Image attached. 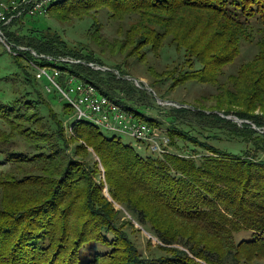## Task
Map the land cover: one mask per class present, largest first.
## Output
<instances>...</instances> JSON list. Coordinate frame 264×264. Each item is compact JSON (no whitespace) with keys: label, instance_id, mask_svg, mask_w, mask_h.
Instances as JSON below:
<instances>
[{"label":"trees","instance_id":"1","mask_svg":"<svg viewBox=\"0 0 264 264\" xmlns=\"http://www.w3.org/2000/svg\"><path fill=\"white\" fill-rule=\"evenodd\" d=\"M103 12L116 25L111 35L102 32ZM47 17L64 27L88 20L85 41L97 54L82 45L70 48L51 32L18 36L35 18L15 20L3 28L6 41L51 59L12 56L27 83L24 57L91 84L156 129L160 123L145 114L147 92L123 79L135 63L145 68L152 80L148 87L162 100L159 92L167 82L172 89L196 83L215 92L209 110L167 108L173 113L167 139L179 155L162 159L140 156L73 119L66 104V120L57 117L40 95L36 102L0 105V120L9 131H0V145H14L17 138L29 150H13L0 164V264L263 262L264 0H57ZM242 44H254L255 54L225 76L223 68L238 58ZM169 49L176 61L160 70L147 66V54L158 60L168 57ZM89 65L117 71L119 78ZM192 121L204 132H193ZM210 140L242 149L229 153ZM195 153L201 154L194 158ZM133 223L153 236L166 256L142 258L132 241L139 232ZM92 246L100 250L88 251Z\"/></svg>","mask_w":264,"mask_h":264},{"label":"rangeland","instance_id":"2","mask_svg":"<svg viewBox=\"0 0 264 264\" xmlns=\"http://www.w3.org/2000/svg\"><path fill=\"white\" fill-rule=\"evenodd\" d=\"M98 16H99L98 19H100L103 25L105 26V29L103 28L102 32H104L105 30L107 35L113 34L112 32L114 31L113 26L116 25L106 19L107 16L104 12L100 13V15ZM131 22H135V19L131 18ZM89 25L90 22L88 20H84L82 22H75L71 27H64L58 24L52 18L42 17V18H35L32 21L31 20L27 21L25 23V26L17 31V34L18 36H23L27 31L51 32L60 36V38L63 39L70 48L73 47L76 48L77 45H82L85 46V48L87 49H93L94 53L97 54L95 48L90 44H86L85 41V34ZM255 52H256V48L254 44H242L240 49V55L238 56V58L232 64L227 65L225 68H223L224 75L227 76L229 74L235 73L239 65L251 59V57L255 54ZM168 53H169L168 57L162 55L161 58L158 60H155L152 54H147V66L155 67L157 70H160L165 65L171 64L173 60L176 61V55L174 54V51L169 49ZM20 63H21L20 65L26 67L25 62L20 60ZM135 64L132 66L130 77L133 79H137L142 83L144 87L149 88L148 85L152 81L151 78L148 76V73L146 72L143 66L138 64L135 65ZM108 66L111 67L110 64H108ZM26 72L31 76L30 82L28 83L25 81V75L23 74V71L20 69V67L17 64L14 63V59L12 58V56L6 53L4 46L0 44V105L10 104L13 101H17L20 104L25 101L36 102L37 95H40L41 100H44L48 104L49 108L54 111V114H56L57 117L66 120L62 116V107L65 103L59 100L58 95L54 93L46 94L44 92V89H42L44 83L35 81L33 79V75H32L33 70H30L29 68L26 67ZM169 86H171L170 82H167L159 92L164 98L163 101L174 102L175 106L185 109L189 107L193 108L197 106L203 107L205 110H209L211 108V101H210L211 99L209 95L215 92L213 87L204 86L196 83H184L178 85L176 88L173 89L169 88ZM153 93L155 94L154 91ZM147 94L148 97L147 96L145 97L146 98L145 102L147 103V107H146L147 111L145 114L147 116L154 118V120H157L160 123V127L158 129L156 128L154 129L156 130L157 134H161L163 138L167 139L166 132L168 126L173 122V117H172L173 113L169 111L167 108L171 109L172 107L174 108V106L158 105L154 97L149 93ZM156 96L159 98L158 95ZM158 106L161 109L157 108ZM44 112L46 113L47 109L44 110L43 107H41L40 113L43 116H45ZM175 122L178 127L182 124L180 120H175ZM194 124L195 122L192 121L190 126L191 127L190 129H194L193 132L195 133L204 132L202 128H199ZM182 127L184 126H180V128ZM0 131L9 132L8 127L1 120H0ZM100 132L107 138L115 137L116 139H119L122 144L131 146L136 150V152L140 156H149L148 152L139 149L140 146L137 147L136 142L125 135H119L101 130ZM206 132L207 134L205 135L211 134L209 131ZM15 140H16L15 141L16 144L14 145H10V142L5 145H0V164L4 162V160L7 158V155L13 150L29 151L27 150V147L20 142L19 139L16 138ZM209 143L213 146L215 145L220 149L227 150L229 153H238L242 149L241 146L227 141L218 142V141L210 140ZM171 150L173 151L172 148ZM200 154L194 155V158L199 156ZM97 167L100 170V172L103 173L102 167L99 165ZM100 178L102 179L101 176ZM104 195L107 197L106 191H104ZM113 207L116 210L122 211V209L116 204H113ZM133 224L134 227L137 230H139V232L132 235V241L142 258L146 260H152L166 256V253L163 250H159L156 248V246L159 244L153 236H151L149 233L144 231L142 228L138 227L135 223ZM160 247H162V245ZM94 250L97 251L100 250V248L95 246L88 248V251L90 252H93ZM260 264H264V261L261 262Z\"/></svg>","mask_w":264,"mask_h":264},{"label":"built area","instance_id":"3","mask_svg":"<svg viewBox=\"0 0 264 264\" xmlns=\"http://www.w3.org/2000/svg\"><path fill=\"white\" fill-rule=\"evenodd\" d=\"M45 1L48 0H0V39L6 40L3 35V28L15 20L45 17ZM7 45H9V52L6 53L11 56L29 53L34 58L51 61L50 58L37 56L27 48H14L8 42ZM23 59L30 69L34 70V63L37 61L28 60L26 57ZM58 61L74 63L65 59ZM35 75H39V82L44 83L46 93L58 95L59 99L72 109L73 119H94L105 129L136 140V146L148 150L149 155L157 154L158 159L171 154L179 155L171 150L169 139L163 138L161 134L149 130L148 127L137 125L134 120L128 119V115H123L106 106L104 102L96 99L95 95L85 86L75 85L74 81L68 80L65 75L48 70H35Z\"/></svg>","mask_w":264,"mask_h":264},{"label":"bare ground","instance_id":"4","mask_svg":"<svg viewBox=\"0 0 264 264\" xmlns=\"http://www.w3.org/2000/svg\"><path fill=\"white\" fill-rule=\"evenodd\" d=\"M56 1H57V0H48V1H45V15H47V11H48V9L50 8V6H51L52 4H54V3H56ZM0 44H2V45L4 46V49H5L6 52H9V45H7V41H6V40L0 39ZM42 69H43V70H48V69H46V68H41V67H39L38 65H36V64L34 63V70H33V73H34V77H35V79H36L37 81H39V75H35V70H42ZM48 71H49V70H48ZM49 72H54V73H56V74H60V72H59V71H56V70H51V71H49ZM67 78H68V80H70V81H74V84H75V85H78V86H85V88H87L89 91H91V92L93 93V95H95V98H96V99L100 100L101 102H104L105 105H106V106H109L111 109H113V110H115V111H119V112H120L121 114H123V115H128V119H130V120H134V123H136L137 125H139V126H144V127H148L149 130H152V131L156 132V130H155L154 128L149 127V126L146 125L145 123H142V122L136 121V120L133 118V116H132L131 114L127 113V112L123 109V107H122L120 104H118L116 101L111 100V99H109L108 97H105V96L100 95V94L96 91V89H95L91 84H88V83H84V82H82V81H79V80H77L75 77H70V76H68ZM42 89H44V86H43ZM44 92H45V89H44ZM45 93H46V92H45ZM46 94H50V93H46ZM59 100H60V99H59ZM60 101H62V100H60ZM62 102H63V101H62ZM76 120H77V121H84V122H87V123H89V124H92L93 126L97 127V128H98L99 130H101V131H107V132L113 133L112 131H109V130L105 129L103 126H101L99 123H97L96 120H94V119L79 118V119H76ZM115 134H117V133H115ZM165 139H166V138H165ZM133 141L136 142V140H133ZM153 155H155V157L158 158V155H157V154H153Z\"/></svg>","mask_w":264,"mask_h":264},{"label":"water","instance_id":"5","mask_svg":"<svg viewBox=\"0 0 264 264\" xmlns=\"http://www.w3.org/2000/svg\"><path fill=\"white\" fill-rule=\"evenodd\" d=\"M31 51V50H30ZM32 53H34L33 51H31ZM90 68H94L95 70H101V71H110L112 73H114L118 78H119V75H118V72L117 71H114V70H109L107 68H103V67H94L93 65H89ZM124 80H127V81H130L134 84L135 87L141 89V90H144L145 92L151 94L154 99L156 100V102L158 103V105H166V106H174V107H178V106H175L174 102H168V101H163V100H160L154 93L151 89L149 88H146L142 85V83L140 81H138L137 79H133L131 77H124L123 78ZM222 116V115H221ZM227 120H230L238 125H241L242 124V121L236 119V118H232V117H226ZM254 128V127H253ZM256 130V128H254Z\"/></svg>","mask_w":264,"mask_h":264},{"label":"crops","instance_id":"6","mask_svg":"<svg viewBox=\"0 0 264 264\" xmlns=\"http://www.w3.org/2000/svg\"><path fill=\"white\" fill-rule=\"evenodd\" d=\"M137 147H139V146H137ZM140 148V147H139Z\"/></svg>","mask_w":264,"mask_h":264}]
</instances>
